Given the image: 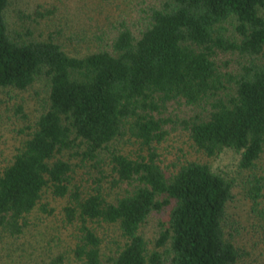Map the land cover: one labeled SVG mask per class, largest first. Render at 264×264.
Returning a JSON list of instances; mask_svg holds the SVG:
<instances>
[{
  "label": "trees",
  "instance_id": "1",
  "mask_svg": "<svg viewBox=\"0 0 264 264\" xmlns=\"http://www.w3.org/2000/svg\"><path fill=\"white\" fill-rule=\"evenodd\" d=\"M10 1L0 0V87L25 89L43 76L47 106L0 168V230L20 236L48 190L67 198L63 220L73 226L70 252L79 264H236L243 252L225 229L233 179L194 160L166 176L153 144L166 134L168 120L157 114L168 101L202 108L181 120L193 146L207 156L237 155L249 212L264 228V0H159L134 22H111L107 36L10 30ZM53 15L37 4L27 17L38 25ZM219 53L234 59L218 63ZM124 137L146 153L110 148ZM74 148L96 167L106 150L111 187L122 191L104 192L101 169L91 187L73 184L71 164L57 154ZM171 200L149 248L140 227ZM39 209L52 212L45 203ZM95 223L114 226L115 247L104 245Z\"/></svg>",
  "mask_w": 264,
  "mask_h": 264
},
{
  "label": "rangeland",
  "instance_id": "2",
  "mask_svg": "<svg viewBox=\"0 0 264 264\" xmlns=\"http://www.w3.org/2000/svg\"><path fill=\"white\" fill-rule=\"evenodd\" d=\"M159 0H11L6 10L10 30L27 26L33 28L36 36H46L52 29L60 27L61 34H110V23L119 17L129 22L137 20L140 8L156 4ZM37 4L55 10L51 20L41 21L38 25L27 17ZM58 26V27H57ZM56 31V30H55ZM58 33V31H56ZM104 32V33H103ZM234 59L227 53L216 56L218 63ZM230 61V63H232ZM47 106V82L41 76L25 89L0 87V168L8 164L16 149L27 137L29 126ZM202 108L185 104L183 100L168 101L157 116L167 119L164 124V138L153 144L157 161L166 176L187 160L209 164L213 169L222 171L233 179V199L227 205L225 229L232 240L242 249L243 256L236 264H264V228L256 222V217L249 212L250 202L244 195L240 183V170L237 167V155L229 150L216 156H207L192 144L182 119L201 114ZM110 148L135 156L142 151L138 142L124 137L113 140ZM77 149L64 150L58 157L72 166V183L82 188L91 187L100 169L104 172L101 182L104 192L112 198L122 191V187H111V165L106 150H102V160L96 167L92 162L81 161ZM142 153H146L143 149ZM67 198L54 197L48 190L42 193L37 206L27 215L28 227L18 236L13 237L0 230V264H48L52 258L61 255L59 264H79L70 249L74 244L73 226L63 220V207ZM47 204L51 213L42 212L40 204ZM174 200L160 211H152L140 227V233L152 248L161 228L167 225ZM261 206H264V199ZM251 214V215H250ZM97 234L104 239V245L115 247L114 241L119 236L114 226L93 224Z\"/></svg>",
  "mask_w": 264,
  "mask_h": 264
}]
</instances>
